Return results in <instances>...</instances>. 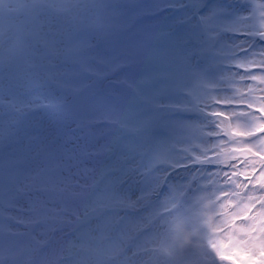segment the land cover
I'll return each instance as SVG.
<instances>
[{"label":"rangeland","instance_id":"1","mask_svg":"<svg viewBox=\"0 0 264 264\" xmlns=\"http://www.w3.org/2000/svg\"><path fill=\"white\" fill-rule=\"evenodd\" d=\"M207 3L247 17L233 26L249 35L216 21L205 28L209 9L193 0H0V30L18 38L14 63L0 62V264H165L179 183L209 185L225 242L255 234L264 205L252 193L264 194L239 173L264 170V159L232 119L254 134L264 126V113L239 115L252 112L241 106L248 97L264 102V0ZM117 15L115 35L130 43L111 52ZM78 35L87 42L64 53L61 41ZM222 36L232 47L255 40V55L222 61ZM36 38L54 62L35 54ZM190 137L209 140L211 152L197 157L173 142ZM170 148L196 157L195 170L164 159ZM250 200L252 218L229 224Z\"/></svg>","mask_w":264,"mask_h":264},{"label":"bare ground","instance_id":"2","mask_svg":"<svg viewBox=\"0 0 264 264\" xmlns=\"http://www.w3.org/2000/svg\"><path fill=\"white\" fill-rule=\"evenodd\" d=\"M234 15L238 16L241 14L235 11ZM244 15L247 14L245 13ZM118 17L119 16L117 15L111 18L112 20L109 19L113 25L112 31L114 35L116 33V31H114V26H116V24L121 26L120 23H122V21H120L121 19ZM261 31L264 32V29ZM70 32L71 27L68 30V34ZM122 34L123 37L115 35L116 39L120 38V40L116 41L115 45L112 46L111 52L116 51V46H118L121 42H123L121 45H128L130 43V38L126 40L125 38L127 35H124V32H121L120 35ZM34 41H40L34 43L36 48L35 54H38L40 58V55H44L46 59L54 62V55L46 49L44 39L42 41V39L36 38ZM61 42L64 45V53H66L67 49H70L69 52L72 51L71 53L75 54L74 50L83 46V43L85 44L87 40L78 35L75 42L69 41L67 37ZM219 44L222 51L221 53H223L221 56L222 61L224 59L227 61L228 58H234L236 56L234 54L239 51V47H232L228 44V39L225 36H222L219 39ZM254 58L255 57L251 56L247 61H251ZM247 77L248 75H246L245 78ZM243 86L244 82L242 81H239L238 85H236L238 88H242ZM245 100L249 102L250 98L248 97ZM76 105L78 104H75L74 108L78 107ZM232 120V123L235 126H239L240 131H252V135L245 138L244 142L248 143V147L254 153L260 155L262 159H264V137L252 139V136L257 135L258 131L255 134L253 133L254 126L249 127V121L244 118H234ZM149 131L151 133V130ZM179 139L180 138L173 141L176 147L182 150H187V152L191 155L204 157L206 154L211 152L209 140L195 139L193 137L188 139ZM150 141H152V134ZM175 149L170 148L168 152L164 154V159H166L167 156L170 162L175 163V165H179L178 162L185 160V158H183L184 155L181 154L180 151H176ZM197 179L198 177L196 176V181ZM261 187H264V185ZM174 189L178 198V203L175 206L177 222L174 225L173 222L169 225L163 238L162 246L166 251V259L164 261L165 264H186V262H199L202 259L210 260L211 258H219L217 251L227 253V258H232L239 264H264V255H261L259 251L261 247H264V231L261 230L264 229V224H260L255 234L244 242L239 241L235 237L234 233L230 241L225 242L223 240L222 231L217 226V217L221 213L222 209L218 201H216V197L212 195L209 185L204 183L202 185L200 184L199 187H194L192 183L185 185L179 183L174 185ZM258 191L264 194V192H261L260 188H258ZM253 248H255V250L249 253V249Z\"/></svg>","mask_w":264,"mask_h":264},{"label":"snow or ice","instance_id":"3","mask_svg":"<svg viewBox=\"0 0 264 264\" xmlns=\"http://www.w3.org/2000/svg\"><path fill=\"white\" fill-rule=\"evenodd\" d=\"M193 3L200 10H203L204 8L209 9L206 14L199 16V19L204 24L205 28L215 26L213 23H210V22L216 21L224 25L222 29L224 32H233L239 36L249 35L248 32L241 31L233 26L235 25L237 21H244L247 19V17L243 15H238L235 17V19L225 18L224 17L225 10L222 8L216 7V6L209 7L207 0H193ZM238 47H239V51L234 54L236 56H240L242 54L245 57L249 55H255L254 49L257 47V42L255 40L243 41ZM261 52L262 54H264V48L261 49ZM260 68L264 69V62H261ZM241 106L244 107L245 109H252V112H249V111L241 112L239 113L240 116H252L254 112L255 115L259 117L261 113H264V102L249 101L247 104H242ZM160 107H165V105H160ZM168 107H171V106H168ZM249 127H253V125L249 124ZM259 137H264V126H261L259 128L258 134L252 136V139H258ZM189 161L198 162L196 157L190 156L187 158V160L179 161L178 164L179 166L187 168L190 171H194L195 169L190 167ZM233 163H236V161H233ZM253 170L255 174H252L251 172H243V173H239V175H242L245 177V183L248 184L249 188H252V187L260 188L261 192H264V187H261L262 185H264V170H256V169H253ZM249 181H251V183H249ZM220 191L227 193L228 189L224 188V189H221ZM252 195L255 196V199L260 200L261 205H264V195L256 196L255 193H252ZM233 206H235L234 202H230L229 204H225L224 208L226 210H229ZM100 208L101 210H103L104 206L101 205ZM256 209H257V206L255 205V201L250 200L247 203V206L243 209V211L237 217L228 218V223L229 224H232L234 222H245L246 223L249 221V219L252 218V213L255 212ZM223 214L227 215V212ZM260 223L264 224V214H262ZM261 230L264 231V229H261ZM254 250L255 248L249 249V253H251ZM259 251L261 255H264V247H261ZM217 254L222 261L227 259V256H228L227 253L223 251H217Z\"/></svg>","mask_w":264,"mask_h":264},{"label":"clouds","instance_id":"4","mask_svg":"<svg viewBox=\"0 0 264 264\" xmlns=\"http://www.w3.org/2000/svg\"><path fill=\"white\" fill-rule=\"evenodd\" d=\"M18 47V38L9 27L0 30V62L4 67L14 63V54Z\"/></svg>","mask_w":264,"mask_h":264}]
</instances>
